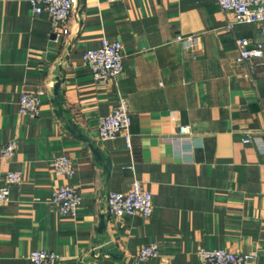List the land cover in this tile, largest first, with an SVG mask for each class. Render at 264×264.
<instances>
[{
  "label": "crops",
  "instance_id": "crops-1",
  "mask_svg": "<svg viewBox=\"0 0 264 264\" xmlns=\"http://www.w3.org/2000/svg\"><path fill=\"white\" fill-rule=\"evenodd\" d=\"M232 22L215 0H76L65 36L26 0H0V148L17 142L11 157L0 156V184L8 171L23 178L0 205V264H31L36 250L60 254L56 264H201V249L255 253L264 264V58L235 62L238 38L264 53V23L228 30ZM102 39L122 44L116 82H96L81 59ZM58 77L63 121L52 104ZM24 91L40 93L36 118L18 113ZM120 97L129 147L97 133ZM60 156L72 162L69 178L54 173ZM134 180L152 195L151 217L105 216L107 194ZM60 185L81 196L74 217L50 206ZM150 244L158 256L137 260Z\"/></svg>",
  "mask_w": 264,
  "mask_h": 264
},
{
  "label": "built area",
  "instance_id": "built-area-1",
  "mask_svg": "<svg viewBox=\"0 0 264 264\" xmlns=\"http://www.w3.org/2000/svg\"><path fill=\"white\" fill-rule=\"evenodd\" d=\"M127 0H106V2ZM220 10L231 12L234 22L227 24L231 30L233 24H263L264 0H215ZM33 16L47 15L52 24L61 30L62 35H68V21L73 12L76 0H26ZM176 41L191 44L193 37L177 36ZM235 62L237 64L253 66L264 58L263 46H250L244 38L235 39ZM84 65L90 70L96 82H116L122 74L123 48L119 41L110 42L102 39L100 47L86 50L81 54ZM249 77L248 73L245 74ZM39 92L24 91L18 101V113L22 116L36 118L39 114ZM264 118V103L262 105ZM131 117L126 100L119 98L118 104L110 113L101 118L98 124V138L102 141L113 140L122 136L130 146L129 127ZM180 136L188 134L187 126L178 128ZM258 142L257 138L246 137L243 143ZM17 148L16 140L9 141L0 148L1 158L11 157ZM56 176L69 178L73 174L72 162L66 156L53 160L52 164ZM22 174L18 171H8L4 174L0 184V205L8 201L11 188L22 182ZM81 196L78 191L69 185H60L54 188L50 206L61 217H74L80 205ZM152 195L144 191L137 180H134L128 191L109 192L105 199V216L112 219H121L125 216L139 215L145 219L152 214ZM201 264H258L257 254H239L227 250H199L197 252ZM158 256L157 244L143 246L136 253V259L145 261ZM62 256L56 252L36 250L28 254L27 260L31 264H56Z\"/></svg>",
  "mask_w": 264,
  "mask_h": 264
},
{
  "label": "water",
  "instance_id": "water-1",
  "mask_svg": "<svg viewBox=\"0 0 264 264\" xmlns=\"http://www.w3.org/2000/svg\"><path fill=\"white\" fill-rule=\"evenodd\" d=\"M60 78L58 77L56 79V83L53 86V100H52V104L54 105L56 111L55 114L56 116L60 119V120H64V110L62 109V96L60 94ZM66 128L68 131H70L72 134L77 135V137H80L81 139H84L86 141H88L84 136H82L81 134L78 133L76 127L71 123L70 120H67L66 122ZM92 152L94 154V156L97 158L98 161H104V159L102 158V156L100 155V153L98 152L97 149L93 148L91 146ZM107 162V161H106ZM106 225H105V221H104V217L100 216V222L98 225V233L102 234L104 229H105ZM110 257L113 259H117L120 260V256H116V254H110Z\"/></svg>",
  "mask_w": 264,
  "mask_h": 264
}]
</instances>
